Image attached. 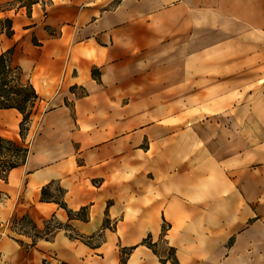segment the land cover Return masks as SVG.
Masks as SVG:
<instances>
[{
	"label": "crops",
	"instance_id": "crops-1",
	"mask_svg": "<svg viewBox=\"0 0 264 264\" xmlns=\"http://www.w3.org/2000/svg\"><path fill=\"white\" fill-rule=\"evenodd\" d=\"M21 2L0 0V54L37 99L24 136L0 107V137L28 149L0 177V264H231L233 238L264 264V167H247L264 142L250 157L210 116L264 64V0ZM249 111L264 133V97Z\"/></svg>",
	"mask_w": 264,
	"mask_h": 264
},
{
	"label": "rangeland",
	"instance_id": "rangeland-1",
	"mask_svg": "<svg viewBox=\"0 0 264 264\" xmlns=\"http://www.w3.org/2000/svg\"><path fill=\"white\" fill-rule=\"evenodd\" d=\"M212 35L213 38L217 40H222L226 39L225 36L228 35L229 39V33L223 32L222 29L219 28H214L211 33H207ZM239 34V33H235ZM241 36V34H239ZM257 38L255 36L251 35L249 38H243L244 41H249L250 45H252L253 41H255ZM257 50V48L250 46V54ZM250 71L248 74L244 73V78L243 81H241L242 86H237L236 88L232 89V93L235 91L236 93L230 98V103H229V95L226 96L224 94H218L215 97H213L215 105L217 107V112L211 113V117H217L218 119H229L231 122V130L233 131L235 136L241 135L246 139L249 140V150H244V152H249L250 157L255 156L253 154V150L257 148L259 141L264 142V133L263 130L256 121L253 120L252 114L250 113L249 110L253 106L257 104V101L259 99V96L264 97V64L257 65L254 63H250ZM238 81V83H239ZM226 83L228 84L229 87V79L222 80V82H218L217 87H218V92H224ZM244 104V105H243ZM229 105L232 106H237L239 107L240 105L244 106L245 109L241 111H230L229 112ZM228 111V112H227ZM246 119H249V122L247 124H244V120L246 122ZM252 119V120H251ZM7 146L6 144L4 145L3 152H7ZM241 152V151H240ZM238 161V160H237ZM248 170L251 172L253 169L259 168V167H264V160L262 158L252 160L250 163L247 165ZM251 210L250 213L252 214V211L256 213L259 211V216L264 217V208L260 206L259 208L255 204L250 205ZM252 221V219H250ZM256 229V236H257V231ZM260 233H263L264 237V226H261ZM234 238L230 240L229 244H232L231 246L235 248V254L230 257V262L231 264H258L259 262V256L257 254L251 255L254 252H251L250 255L246 253L245 255H242V250H245L247 246L245 245L244 247L242 244H235ZM264 239L262 238L261 244L263 246ZM259 245V241L256 239H252L250 242V248H257ZM238 253V254H237ZM237 254V255H236Z\"/></svg>",
	"mask_w": 264,
	"mask_h": 264
},
{
	"label": "trees",
	"instance_id": "trees-1",
	"mask_svg": "<svg viewBox=\"0 0 264 264\" xmlns=\"http://www.w3.org/2000/svg\"><path fill=\"white\" fill-rule=\"evenodd\" d=\"M27 0L22 2L27 6ZM21 2V3H22ZM93 75L97 76V73L93 70ZM37 99V94L34 87L29 83H23L19 78V73L16 69L12 68L9 64V60L6 55L0 54V107H14L22 114V119L19 123L20 135L24 136L28 127L29 115L31 114L33 107ZM6 144L7 152H3V147ZM28 154V149L16 145L14 142L0 137V177L6 178L8 171L20 164H23ZM84 218L87 217L86 207H81L78 211ZM68 214L73 215L72 211L68 210ZM28 223L29 221L24 218ZM53 222V221H51ZM51 222L47 224V227L51 225ZM165 229V226H163ZM148 247L156 253L154 243L150 237H146L142 241ZM125 253L121 252V264H124ZM173 264L177 263V260L173 258Z\"/></svg>",
	"mask_w": 264,
	"mask_h": 264
},
{
	"label": "built area",
	"instance_id": "built-area-1",
	"mask_svg": "<svg viewBox=\"0 0 264 264\" xmlns=\"http://www.w3.org/2000/svg\"><path fill=\"white\" fill-rule=\"evenodd\" d=\"M5 225L3 224L2 220L0 219V233H3L5 230Z\"/></svg>",
	"mask_w": 264,
	"mask_h": 264
}]
</instances>
